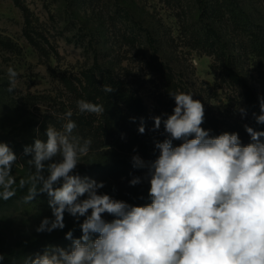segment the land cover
<instances>
[{
  "label": "rangeland",
  "instance_id": "obj_1",
  "mask_svg": "<svg viewBox=\"0 0 264 264\" xmlns=\"http://www.w3.org/2000/svg\"><path fill=\"white\" fill-rule=\"evenodd\" d=\"M207 3L203 12L199 0H0V142L17 156L12 168L16 195L0 204V264H24L50 245L68 249L72 242L61 235L80 230L84 217L77 221L66 212L64 229L38 233L44 218L54 219L50 198L41 193L25 203L27 187L19 188V180L30 173L32 155H25L24 148L36 139L46 142L47 127L61 129L66 121L58 117L69 109L77 125L73 134L86 140L84 129L93 114L80 113L77 101L96 56L143 98L153 120L173 114L170 93H191L203 104L204 119H218L244 145L251 142L245 125L264 131L255 119L264 101V0ZM206 23L219 33L216 48L207 38ZM9 67L17 72L11 92ZM228 68L247 82L253 104L227 78ZM95 147L92 142L74 174L103 182L99 193L115 200L150 204L146 173L111 179L93 172L103 163ZM134 177L142 182L132 186ZM104 219L114 217L104 214ZM29 244L46 246L28 251Z\"/></svg>",
  "mask_w": 264,
  "mask_h": 264
},
{
  "label": "clouds",
  "instance_id": "obj_2",
  "mask_svg": "<svg viewBox=\"0 0 264 264\" xmlns=\"http://www.w3.org/2000/svg\"><path fill=\"white\" fill-rule=\"evenodd\" d=\"M8 75L11 92L17 72L9 67ZM104 91L113 88L105 86ZM170 95L176 106L163 121L170 138L155 144L158 158L150 162L132 158L134 168L147 169L151 203L145 206L99 193L103 182L74 174L92 141L73 134L77 125L71 109L58 117L66 121L61 129L47 127L46 142L36 139L24 148L32 158L27 161L28 177L19 180V188L27 187L23 201L31 203L46 193L54 217L44 218L36 231L64 229L66 212L77 221L84 217L79 238L72 230L65 235L72 242L70 248L50 245L42 254L25 258L24 264H264V131L245 125L251 137L247 145L237 133L210 136L201 127L203 104L191 93ZM77 108L80 113L105 112L103 105L83 99ZM260 113L256 122L264 124V101ZM154 120L159 129L161 118ZM144 131L141 126L139 132ZM173 140L183 142L175 146ZM57 156L62 158L59 162L45 164ZM16 162V154L0 142V200L16 195L12 174ZM141 182V177H134L130 184ZM104 214L114 219L107 221Z\"/></svg>",
  "mask_w": 264,
  "mask_h": 264
},
{
  "label": "trees",
  "instance_id": "obj_3",
  "mask_svg": "<svg viewBox=\"0 0 264 264\" xmlns=\"http://www.w3.org/2000/svg\"><path fill=\"white\" fill-rule=\"evenodd\" d=\"M203 5V12L208 9V0H199ZM219 1V0H216ZM206 22V21H205ZM148 37L150 36L147 32ZM206 35L213 48L218 46L219 33L210 24L206 23ZM150 41L151 38L149 37ZM227 78L239 85L245 92L249 103L254 102V95L250 92L247 82L242 79L232 68L226 72ZM98 76L100 79H98ZM83 100L101 104L105 112L97 117V114L90 116V122L86 123V139H91L97 154L102 158L98 170L91 169L106 174L111 179H119L129 175H142L147 172L146 168H134L133 156H139L145 162L154 161L159 156V149L155 147L157 142H162L170 138L166 133L163 121L168 116H162L159 129L155 128V121L152 119L148 107L143 98L136 93L118 74L112 69L104 67L98 57L94 59V65L86 75V83L80 85ZM111 86L112 92H105L104 87ZM74 88V85H72ZM75 90L77 88L75 87ZM78 119H84V115ZM145 128L144 133L139 132V128ZM201 127L209 131L210 136H218L224 132L231 133L216 118L204 119ZM193 138V137H189ZM242 145L243 141L239 137ZM182 140H173V144L178 146ZM32 143L27 145L31 146ZM90 170V171H91ZM89 172V171H88ZM5 201L0 200V204ZM66 233L61 235L65 238ZM74 238H79L80 230L73 231ZM60 239V238H59ZM46 244H29L28 251L42 250Z\"/></svg>",
  "mask_w": 264,
  "mask_h": 264
}]
</instances>
